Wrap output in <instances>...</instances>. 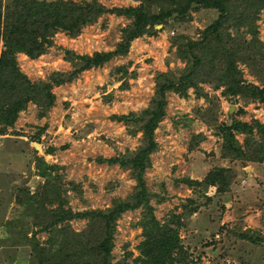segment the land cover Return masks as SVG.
<instances>
[{
  "label": "rangeland",
  "instance_id": "obj_1",
  "mask_svg": "<svg viewBox=\"0 0 264 264\" xmlns=\"http://www.w3.org/2000/svg\"><path fill=\"white\" fill-rule=\"evenodd\" d=\"M57 1L104 11L77 35L57 31L38 57L15 54L20 74L38 88L49 86L53 101L48 106L47 96L35 94L0 135V264H72L74 255L94 264L106 224L74 217L118 202L133 209L113 222L111 264H140L150 214L177 231L186 251L182 264H264V102L234 83L219 84L221 66L208 64L213 51L233 78L240 75L241 87L264 90V7L226 1L224 19L211 32L220 14L202 1L213 0ZM22 4L0 0L1 19L15 20ZM117 8L170 14L162 24H147L152 32L131 40L125 53L78 72L79 57L118 52L126 41L133 19L113 13ZM206 30L211 48L200 56L204 76L184 94L165 93L156 149L143 174L150 209L136 206L134 172L108 160L145 147L146 112L159 87L187 66L180 45ZM5 50L0 39V54ZM54 79L69 81L54 85ZM234 120L250 131L231 129L226 137ZM252 235L254 242L246 238Z\"/></svg>",
  "mask_w": 264,
  "mask_h": 264
},
{
  "label": "trees",
  "instance_id": "obj_2",
  "mask_svg": "<svg viewBox=\"0 0 264 264\" xmlns=\"http://www.w3.org/2000/svg\"><path fill=\"white\" fill-rule=\"evenodd\" d=\"M226 1L228 2L229 0H213L212 5H208V3L202 1L205 7L215 8L220 14L215 23L210 26V30H213L211 32L216 31L220 26V22L224 19V4ZM248 1L249 4L251 2L258 3V11L264 7V0ZM22 3V7L16 15L17 18L13 21L8 22L7 18L2 20L0 12V39L3 40L6 47V50L0 54V135L4 133L6 127L14 124L18 117V113L25 108V105L30 100L34 99L33 96L35 94L41 95L43 101L47 96L48 106L53 101L52 94L49 92V86L38 88L36 84L30 83L25 76L20 74V71L16 67L15 54L21 52L30 58L38 57L45 52V43H50L49 37L57 31H66L70 36L77 35L82 27L92 23L94 17H97L104 11L101 6H99L100 8H95L92 3L89 4L87 2L76 4L57 0L51 2L22 0ZM175 9L176 8H173V10ZM113 13L123 14L133 19V25L126 41L119 44L118 52L115 51L112 54L95 53L92 56L79 57V62L77 64V66H79L78 72L98 67L109 60L111 56L125 53L131 40L142 34L152 32L145 29L147 24H151L152 27L162 24L170 14V12L162 11L148 16L140 8H117L113 10ZM1 26L4 27V30H1ZM208 32V30L204 31L202 38L198 41H183L184 43L180 45L182 47V57L187 61V66L184 70L180 71L178 78H174V80L170 81L171 83L162 84L159 87L157 99L153 107L146 112L149 118L145 121L142 128L146 138L145 147L128 159L115 158L108 160L110 164H118L134 172V179L137 184L136 194L133 195V201H135L136 206L143 204L146 208L150 209L148 206L149 195L146 192L143 174L145 169L150 165V154L156 149L153 133L157 123L164 115L165 93L167 91H174L184 94L188 87H196L197 83L202 80L204 76L202 72L204 61L200 56H204L203 53L211 48L207 37L210 35ZM209 58L208 64L212 65L214 63L216 66H221L222 78L219 84L225 85L234 83L239 87V91L242 90L243 92L244 89V95L247 94L248 96H252L264 102V90L258 89L252 84L246 86L242 84L243 87H241L240 84L242 82L240 75L233 78V74L229 73V68L225 66L226 64L224 61L219 56H214L213 51ZM205 67H207V65ZM212 67H210V70ZM66 81L63 79H54L53 83L54 85H61ZM231 129L237 131H250V128L246 124L234 120L229 128L225 127L224 129L226 137L227 134L231 136ZM40 163L46 167L47 171L49 167L46 166L45 162L41 160ZM41 176L48 177L49 175L43 170ZM47 184H49V187L52 186L49 181ZM209 184L210 182H205L201 185L206 187ZM127 209H133V206H130L128 202H118L112 209L107 211H91L85 214L75 215L74 218H80L82 215H84V217H90L91 220L101 218L106 224L107 233L96 246L98 252L95 254V260L97 262L94 264H111L109 255L112 246V225L116 216ZM146 218H149L150 221L148 219L144 226H142L145 240L138 248L143 258V260H140V264H182L186 258V251L177 235V231L173 228H168L167 225H160L152 214ZM62 219H65V217ZM92 225L94 226L95 224L93 223ZM77 236H80V234ZM246 238L250 239L252 242L256 241L253 235L252 237L248 236ZM73 259H75V262L72 264H82V262L85 261L76 258L75 255Z\"/></svg>",
  "mask_w": 264,
  "mask_h": 264
},
{
  "label": "water",
  "instance_id": "obj_3",
  "mask_svg": "<svg viewBox=\"0 0 264 264\" xmlns=\"http://www.w3.org/2000/svg\"><path fill=\"white\" fill-rule=\"evenodd\" d=\"M232 109H233V106L231 107V110H232ZM231 110H230V111H231ZM230 113H231V112H229V114H230Z\"/></svg>",
  "mask_w": 264,
  "mask_h": 264
}]
</instances>
